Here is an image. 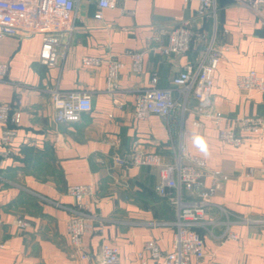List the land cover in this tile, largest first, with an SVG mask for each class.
Here are the masks:
<instances>
[{
  "label": "crops",
  "instance_id": "0c3cea01",
  "mask_svg": "<svg viewBox=\"0 0 264 264\" xmlns=\"http://www.w3.org/2000/svg\"><path fill=\"white\" fill-rule=\"evenodd\" d=\"M98 1L77 0L75 29L63 36L56 66L40 61L42 34L0 38V63L8 66L0 81V104L22 115L9 157L1 156L0 124V264H98L104 242L118 248L121 264H160L146 246L172 250L177 210L155 190L158 168L126 169L116 157L138 149L172 163L180 144L229 176L209 199L207 217L213 222L197 229L205 257L192 258L191 264H264V127L236 148L220 139L211 120L193 112L146 120L134 114L135 100L152 78L159 88L171 87L187 65L199 64L215 33L224 57L213 75L214 111L230 120H264V92L237 85L238 76L262 74L264 6L254 11L247 0H215L216 19L202 21L198 0H116L114 9H101ZM186 22L204 35L203 42L194 41L183 56L160 54L169 33ZM156 35L161 41L153 40ZM129 51L144 52L139 74ZM84 58L102 63L88 66ZM111 60L123 65L118 89L108 87ZM57 90L89 94L92 110L78 122L56 123L51 95ZM195 135L204 138L206 154L193 144ZM250 169L258 172L247 176ZM211 183L204 178L205 188ZM71 185L93 189L83 212L67 193ZM75 215L94 229L102 224L103 233L83 237L91 260H82L70 245L67 223ZM19 218L29 226L20 229ZM226 232L236 233L238 240L223 241Z\"/></svg>",
  "mask_w": 264,
  "mask_h": 264
},
{
  "label": "built area",
  "instance_id": "2783aa9c",
  "mask_svg": "<svg viewBox=\"0 0 264 264\" xmlns=\"http://www.w3.org/2000/svg\"><path fill=\"white\" fill-rule=\"evenodd\" d=\"M116 0H99L101 9H114ZM197 18L216 19L215 0H198ZM249 6L258 11L264 6V0H247ZM77 0H0V38L5 36H22L25 38L36 34L43 35L40 61L43 65L56 66L60 60L61 40L65 34L75 29ZM101 18L99 12L96 16ZM204 35L196 33L192 25H184L169 33L168 43L158 48L163 56H183L191 51L194 41L200 43ZM161 41L159 36L153 38ZM136 74L142 72L144 52H127ZM223 48L217 44L214 33L212 39L197 66L187 65L173 79L169 88H159L158 79L153 77L150 88L141 92L134 105V114L140 120H146L151 115L170 118L181 113L193 112L197 116L211 120L220 139L233 147H242L249 136L258 134L264 127L261 117H242L237 120L228 119L214 111L211 92L214 86V73L223 59ZM88 66H99L102 62L95 58H84ZM123 65L116 60L108 62V87L118 89V74ZM8 74V66L0 63V81ZM237 85L242 90L264 92V65L262 74L251 72L237 77ZM195 102L191 107L190 102ZM56 123L78 122L81 115L92 110L91 96L80 92L54 91L51 95ZM21 111L9 104H0V124L2 132V157L12 156V146L15 140V128L21 123ZM232 122L231 127L226 123ZM116 163L126 169L143 166L156 167L159 170V180L155 190L177 210L176 231L173 237L172 250L162 253L154 244H148L146 249L152 253L160 264H191L192 258L205 257V243L197 229L207 223H212L207 217V206L211 196L215 195L229 176L220 170L207 166L205 160L197 155L184 151V147L173 150V162L164 163L162 158L151 152L134 149L125 157H116ZM258 171L250 169L247 176H254ZM211 178V186L205 188L204 178ZM67 193L76 200L80 212L87 209L85 198L93 194L89 185H71ZM187 197V198H186ZM188 197H190L188 199ZM17 226L25 229L29 223L19 218ZM70 245L82 260H91L88 248L83 244L86 234L103 233L102 224L94 229L92 222L84 216L75 215L67 223ZM238 235L226 232L222 239L238 240ZM98 264H121L119 250L116 246L102 243Z\"/></svg>",
  "mask_w": 264,
  "mask_h": 264
},
{
  "label": "clouds",
  "instance_id": "9594fccd",
  "mask_svg": "<svg viewBox=\"0 0 264 264\" xmlns=\"http://www.w3.org/2000/svg\"><path fill=\"white\" fill-rule=\"evenodd\" d=\"M193 144L196 148L200 150L202 153H207V144L202 136L195 135L193 136Z\"/></svg>",
  "mask_w": 264,
  "mask_h": 264
},
{
  "label": "trees",
  "instance_id": "16d2710c",
  "mask_svg": "<svg viewBox=\"0 0 264 264\" xmlns=\"http://www.w3.org/2000/svg\"><path fill=\"white\" fill-rule=\"evenodd\" d=\"M203 42V41H202ZM202 42H200V43H202Z\"/></svg>",
  "mask_w": 264,
  "mask_h": 264
}]
</instances>
